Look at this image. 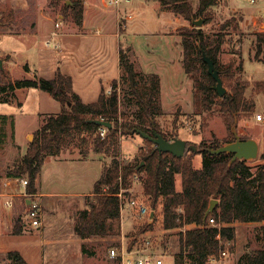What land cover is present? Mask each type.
I'll list each match as a JSON object with an SVG mask.
<instances>
[{
	"label": "rangeland",
	"instance_id": "rangeland-1",
	"mask_svg": "<svg viewBox=\"0 0 264 264\" xmlns=\"http://www.w3.org/2000/svg\"><path fill=\"white\" fill-rule=\"evenodd\" d=\"M238 1L242 9L249 12V16H256V12L261 10V5H251L247 0ZM191 3L194 9L198 8V0H191ZM84 7L83 26L79 27L70 12L62 11V5L54 6L52 0H0V60H2V68L8 72L10 79L33 78V75L36 74L46 79H52L58 67H61L62 71L72 70L75 74L77 73L72 63L61 59L62 48L59 37L55 40L56 48L46 45V41L51 40L52 32L56 30V23L61 19L63 25L57 29L60 36L76 37L77 35L91 34L88 41L79 44L81 49L86 46L83 49L84 58L89 56L88 50L92 54L94 49L100 51L102 48L92 36L96 31L100 30L103 33L106 42L104 47L108 48L114 45L113 33L117 32L120 36L121 48H131L133 54L137 55L139 65L142 67L141 69L138 66V70L144 75H150L149 72L158 74L162 80L164 115L157 118V123L163 134L167 136L177 134L181 139L187 138L190 144L195 145L197 149L202 143L209 145L214 138L219 140L222 145L226 140L235 141L218 106H215L210 112L198 114L201 109H197L196 97L200 100L201 94L196 92L193 79L185 72L181 37V29L192 28L194 26L192 22L187 20L182 23L185 26H182L173 13L172 15L159 16V3L155 0H132L129 4H123L121 10L105 6L102 0H86ZM128 12L132 14V18L134 16L132 20L130 16L128 17ZM210 14L211 22L204 24L201 28L207 33L211 46L215 45L218 36L223 38L224 45L219 54V63L223 76H227V79L229 77V80H225L224 86L230 92V84H235L238 81L249 83L250 88L246 91V97L256 104L252 116L242 118L237 127L233 126L231 129L233 134L236 131L242 139H254L259 143L258 158L247 162L255 173L259 166L264 164V160L261 159L264 154V122L257 121L258 115L264 117V92L258 93L255 90L257 82H264V62L261 58L259 60L255 58L258 35L264 34V30L258 26L257 22L253 23L250 20L244 22L241 10L224 14L222 0L210 10ZM126 30L132 34L129 37L132 43L127 42ZM137 33L142 35L133 36ZM132 57L135 58L133 55ZM27 65L30 68L29 74L24 71ZM1 70L0 68V83L8 79L2 75ZM109 91L111 92V87ZM106 93L108 92L106 91ZM128 93L129 86L126 82L121 81V111L127 115H133L137 108L133 103L129 104L123 100ZM92 98L93 96H86V103H93ZM0 105H3L0 108V116L8 117L5 124L0 120V130H2L0 137L4 136L3 139H0L2 141L0 142L1 190L3 181L10 178L7 177L9 171L19 164L27 153L29 145L35 140L36 133L42 127L44 119L50 113H59L61 105L49 94L39 89H31L30 92L20 91L16 95V99ZM121 143L122 150L119 160L123 164H136L141 161L140 152L151 147L138 134L122 137ZM68 152L74 155H68ZM67 153L63 157L79 156V151L75 149L67 151ZM94 154L98 159L88 161L85 166L79 169L72 168L68 164V166L54 167L51 160H47L43 176L46 192L68 196L92 190L102 174L103 164L110 163L112 160L108 155ZM193 165L195 169L201 168V155L195 156ZM176 188L177 190L181 189V179L178 177L176 178ZM7 192L19 193L15 187H9ZM131 196L145 202L152 210L151 201L144 195L140 181L134 182ZM41 201L44 207L45 202L42 198ZM159 202L161 203V200ZM160 203L155 210L152 231L139 234V229L146 223V220L138 219L131 211H124L121 213V220L126 219V223L123 224V232L121 221V229L117 231L119 235L94 238L84 242L87 254H81L78 252V248H71L67 258L68 264H121L119 260L111 259L109 252L113 248L121 249L123 246L129 249H145L162 257L165 264H177L176 255L180 251L179 233L190 229L191 226L180 230L163 231ZM24 208L23 202L18 198H16L12 210L0 208V264L9 263L7 254L16 251V248H21V243L12 241L14 236L24 238L37 234L35 231L23 230L20 235L13 234L17 219L21 218L25 221ZM85 208L86 197L59 199L57 205L52 206L51 210L46 208V212L55 216H64L62 218L66 222L65 225L71 226V224H75L79 212ZM62 218L58 217L60 223L63 222ZM58 219L54 217L51 223L55 222L56 225ZM259 227L260 224L256 223L238 226L236 240L231 246L233 248L227 247V256L210 264H241V259L246 252H254L262 248V243L258 240ZM32 264L35 263L32 262Z\"/></svg>",
	"mask_w": 264,
	"mask_h": 264
},
{
	"label": "trees",
	"instance_id": "trees-1",
	"mask_svg": "<svg viewBox=\"0 0 264 264\" xmlns=\"http://www.w3.org/2000/svg\"><path fill=\"white\" fill-rule=\"evenodd\" d=\"M218 1L200 0L195 12L190 0H160L161 4L176 16L190 22L203 19L204 24L211 22L210 10ZM52 4L57 7L62 5V11L70 12L75 23L79 27L83 26V1L52 0ZM181 37L185 72L193 79L196 92L201 94L200 100L196 97L197 109H201L198 114L210 112L218 106L235 140L232 127H237L242 118L251 117L255 111L256 104L246 98L250 84L243 81L230 84L231 91L220 98L215 90L216 81L209 75L208 67L203 61L202 51L214 61L225 83L229 77L227 79V76H223L219 63V54L224 45L223 38L218 36L215 45L211 46L207 33L195 26L182 28ZM256 46L255 58H261L264 62V34L258 35ZM120 66L122 74L118 80L113 81L111 92L108 94L102 89L98 100L89 104L84 103L75 93L72 78L59 70L50 80L35 75L33 78L13 81L2 68V75L8 79L0 83V104L16 99L18 90L39 89L61 105L58 115H49L44 119L27 153L19 164L9 171L7 177L26 176L29 180V192L37 193L36 182L47 157H56L73 149L78 150L83 158H87L91 152L108 155L112 158L111 162L103 164L102 174L94 185L93 195L86 198V208L79 212L75 220L76 236L81 240L112 236L110 223L121 219L119 194L123 192L125 196L130 197V190L138 177L154 212L161 200L163 231L194 226L179 233L180 251L176 255L177 264H208L211 257L219 258L226 250V241L234 244L235 224L264 223V164L254 173L246 161L231 164L232 154L212 155L208 150L231 143L226 140L222 145L216 138L209 145L202 143L197 152L188 150L183 158L160 154L156 147L146 140L151 147L140 152L141 161L136 164H123L119 160L122 137L134 135L137 130L149 135L158 132L169 141L179 137L177 134L167 136L159 130L157 118L164 115L160 76L154 73L144 75L138 71L132 60L131 48H120ZM26 69L28 70V67ZM121 81L129 86V93L123 100L129 104L133 103L137 108L133 115L121 111ZM255 90L263 93L264 82H257ZM0 120L5 124L8 117L0 116ZM95 121L112 124L104 138L100 136L101 127ZM13 126L12 121V129ZM2 137L0 139H3ZM188 144L193 145L190 141ZM197 155L202 157V167L199 170L193 165ZM261 159L264 160V154ZM178 175L182 180L181 191L176 188ZM212 200H218V204L205 221V214ZM210 219L215 220V226L210 224ZM24 227L23 219H17L13 234L20 235ZM153 228L154 221L146 222L139 229V234L152 231ZM258 231L262 248L246 252L241 264H264V224L260 225ZM82 249L84 253L87 252L85 244ZM7 260V264H28L18 251L9 252Z\"/></svg>",
	"mask_w": 264,
	"mask_h": 264
},
{
	"label": "crops",
	"instance_id": "crops-1",
	"mask_svg": "<svg viewBox=\"0 0 264 264\" xmlns=\"http://www.w3.org/2000/svg\"><path fill=\"white\" fill-rule=\"evenodd\" d=\"M155 1L159 3V7H158L159 16L161 15L162 17V16H166L167 14L172 15V12L166 9L161 4L160 1L158 0H155ZM199 1L200 0H198V5H199ZM220 1L221 0H219L218 2ZM222 8L224 10V14H231L232 12H238L239 10H241V14L244 17V22L249 21V20L252 21L253 23L257 22L259 23L258 26L262 30H264V25L259 20V12H256L257 13L256 16L254 15L249 16L248 14L249 12L242 9L238 0H222ZM194 11L196 12L197 8L194 9ZM173 15L178 19L181 25L182 23H185L187 21L183 17L176 16L175 14ZM129 16L131 17V20L134 18V16L132 18L131 13H129L128 17ZM180 18L183 19V21H180L181 20ZM182 26H185V24H183ZM127 30H128V25H127ZM127 30L125 34L126 39H128L127 42L132 43L131 38H129L132 34L129 33ZM140 35L142 34L137 33V34H134L133 36H140ZM63 36L64 35H61L59 37V39H61L60 44L62 48V51L60 52V55H61L60 57L65 62L72 63L74 66V70H76L77 73L75 74V72L72 70L69 72L64 71V70L62 71L61 67H58L56 71L59 70L64 75L70 76L72 78L74 91L80 96V98L82 99L84 103H86V96H93L92 98L93 102H96L102 92V89H105L109 93L110 92L109 90H110V87L113 81L118 80L122 74V70L120 66V48H121L120 36L117 34V32H114L113 36L115 38V43L112 47L108 48V47H104L106 42H105V37H103V33H101L100 30L96 31V33L93 34L92 36L94 40L97 41V43H99L100 45L99 47H102V48L100 51H98L97 49H94V53L92 54L88 50L89 56H86L85 58L83 55L84 54L83 49L86 46H84L83 49H81L79 47V44L85 43V41H88V38L91 36V34L77 35L76 37L75 36H64L63 37ZM132 55L135 56L134 59L132 57V60L135 62L136 68L138 70V66H140L138 62V57L137 55L133 54V51H132ZM80 60L81 62H79ZM13 64H15V62H13ZM26 67H28V70L26 69ZM24 71L26 74L30 73V68L28 65L25 66ZM56 73H54L53 78L56 76ZM149 73H152V72H149ZM34 76L35 75H33V77ZM37 76L44 78L43 76H40V75H37ZM76 76L78 79L76 78ZM24 79H29V78H24ZM18 80H22V79H18ZM24 90H26L27 92L31 91V89L18 90L16 91V95L18 94V92L24 91ZM161 95H162V102H163L162 80H161ZM86 104H89V103H86ZM1 107H3V105H0V108ZM59 113H50L49 115H58ZM185 140L189 141V139L187 138H185ZM66 153L67 151L63 152L62 154L56 157H47L44 161V165L42 167L41 173L36 182L37 194L41 196L46 206V207L45 206L43 207L42 227L39 229H34L31 227H24L23 231H29V232L35 231L37 234L30 236V237H24V238H20L22 236H14L15 238L14 240H12V241H18L19 243L22 244L21 248H16V249L14 248V249L22 255V257L27 261L28 264H32V262L35 264H68L67 258L69 257L68 255L70 253L71 248H76V249L78 248L79 249L78 252H80L81 254L88 253V251L84 253L83 249H81L83 246L82 244H84V242H86L87 240H81L80 238L76 236V234L74 233L73 224H71V226H67L65 225L66 223L65 220L62 218L64 216H61V215L55 216L52 213L46 212V208L47 210H51L52 206L57 205V203L59 202V199H71V198H83V197L87 198L93 195L94 186L92 190L86 193H79V194H73V195L69 194L68 196L63 195V194L46 192L45 190L46 188H44L45 182H43L44 180L43 176H44L45 165H46L47 160H51L52 162L51 164L54 167L59 166V165H66V166L69 165L72 168L79 169L85 166V163H87L88 161H93L94 159H98L96 157L97 155H95L93 152H91L87 158H83L80 152H79L78 157L65 158L63 156L66 155ZM67 154L71 156L74 155V154H71L70 152H68ZM177 177L181 179V176L178 175ZM54 179L56 181V178ZM181 190H182V180H181V189L178 191H181ZM54 217H56L57 219L58 217L62 218L63 222L60 223V220L58 219L56 221V225H55V222L51 223V220ZM121 221H122V232H123V224L126 223V219L123 218L122 220L120 219L118 221H114L110 223V228H111L110 231H111L112 236L119 235L117 231L121 229ZM256 224L263 225L264 223H256ZM244 225L246 224L238 223V224H235V227L238 228V226H244ZM193 227L194 226H191L190 228H193ZM16 237L18 238L16 239Z\"/></svg>",
	"mask_w": 264,
	"mask_h": 264
},
{
	"label": "built area",
	"instance_id": "built-area-1",
	"mask_svg": "<svg viewBox=\"0 0 264 264\" xmlns=\"http://www.w3.org/2000/svg\"><path fill=\"white\" fill-rule=\"evenodd\" d=\"M85 3L86 0H81ZM104 5L119 10L123 4H129L132 0H102ZM251 5L257 6L261 5V10L259 12V20L264 25V1L263 0H247ZM63 25V20L61 19L56 23V30L52 32L51 40L46 41V45L57 47L55 40L60 37V33L57 29L61 28ZM258 122H264V117L262 115L257 116ZM107 128L101 127L99 133L102 138L107 134ZM135 181H139V178L136 177ZM0 190V208L12 210L16 203V198L24 204L25 209V227H31L34 229H39L42 227L43 219V205L41 201V196L37 193H31L28 190L29 180L27 178H8L5 179L2 183ZM9 187H15L19 191L18 194L9 193L7 189ZM131 193V190H130ZM121 199V213L124 211H131L133 214L140 220H146V222H151L152 210L149 206L138 198L130 196L127 197L122 193L119 194ZM210 224L215 226V220L210 219ZM224 245L227 247L232 246V242L226 241ZM227 251L224 250L219 258L211 257L208 263L217 262L223 257L227 256ZM111 259H117L121 264H165L163 258L158 256L154 252H148L138 249H129L123 246L121 249L113 248L109 252ZM188 264V263H186Z\"/></svg>",
	"mask_w": 264,
	"mask_h": 264
},
{
	"label": "water",
	"instance_id": "water-1",
	"mask_svg": "<svg viewBox=\"0 0 264 264\" xmlns=\"http://www.w3.org/2000/svg\"><path fill=\"white\" fill-rule=\"evenodd\" d=\"M192 24L201 28L204 25V20H193ZM203 61L208 67L209 75L216 81L215 90L220 98L224 97L228 90L224 86L223 80L221 79L218 70L215 67L214 61L207 56V54L202 51ZM0 68L2 69V60H0ZM95 123L107 129L112 128V124L104 121H95ZM136 134L140 135L143 139L151 142L157 149L160 154H171L175 158H183L188 150L197 152L198 149L195 145H189L188 141L185 139H175L169 141L164 136L158 132H154L153 135H149L146 132L137 130ZM235 141L228 143L219 147L218 149L208 150L212 155H221V154H232L233 158L231 164L236 161H246L251 162L258 158L259 156V143L254 139L243 140L236 131H234ZM144 163H142L143 165ZM218 204V200H212L209 208L205 214V221L212 214ZM155 220V212L151 214V222Z\"/></svg>",
	"mask_w": 264,
	"mask_h": 264
}]
</instances>
